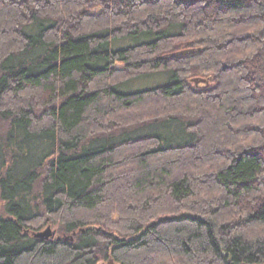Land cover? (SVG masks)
Instances as JSON below:
<instances>
[{"label": "trees", "instance_id": "1", "mask_svg": "<svg viewBox=\"0 0 264 264\" xmlns=\"http://www.w3.org/2000/svg\"><path fill=\"white\" fill-rule=\"evenodd\" d=\"M109 261L264 264V0H0V264Z\"/></svg>", "mask_w": 264, "mask_h": 264}, {"label": "water", "instance_id": "2", "mask_svg": "<svg viewBox=\"0 0 264 264\" xmlns=\"http://www.w3.org/2000/svg\"><path fill=\"white\" fill-rule=\"evenodd\" d=\"M193 52H195V50H190V51L189 50H186V51H183V52H181L179 54H188V53H193ZM193 82L196 85H198L199 83H207V80L196 78V79H193ZM35 236L37 238H42V239L48 240V239H50V237L53 238V237L56 236V231H53L50 227H48L44 232H38V233H36ZM65 239L66 240H73V236H71V237H65ZM108 264H113V262L112 261H109Z\"/></svg>", "mask_w": 264, "mask_h": 264}, {"label": "rangeland", "instance_id": "3", "mask_svg": "<svg viewBox=\"0 0 264 264\" xmlns=\"http://www.w3.org/2000/svg\"><path fill=\"white\" fill-rule=\"evenodd\" d=\"M166 80V77L164 75H158V76H155V77H151L147 80H144L142 81L139 85H138V88L139 89H143V88H146V87H149V86H153L157 83H160V82H163ZM205 80H208L207 78H205ZM48 227H50L53 231H56V228L48 225L46 226L45 228H43L40 232H44ZM55 237H50V239H55Z\"/></svg>", "mask_w": 264, "mask_h": 264}]
</instances>
